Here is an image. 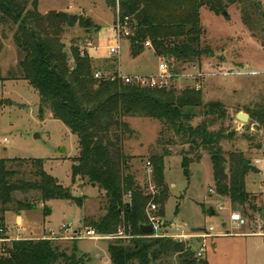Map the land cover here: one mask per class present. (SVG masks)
<instances>
[{"label": "trees", "instance_id": "16d2710c", "mask_svg": "<svg viewBox=\"0 0 264 264\" xmlns=\"http://www.w3.org/2000/svg\"><path fill=\"white\" fill-rule=\"evenodd\" d=\"M107 3L114 8L118 4L117 0ZM236 3L241 6L246 24L252 23L254 16L264 14L261 0H119V14L134 18V32L129 37L133 57H138L146 42H150L156 55L171 65L173 61L200 65L205 56L214 54L203 39L201 9L208 7L220 15ZM137 12L142 14L140 23L135 20ZM0 22L11 30L16 27L13 39L20 59L17 70H11L8 78L26 79L38 92L40 114L49 110L77 135L79 153L73 158V182L80 178L106 193V214L99 219H85L87 227L102 236L116 234L122 227L126 235H131L128 239L114 238L108 244L112 264H209L204 257L196 256L199 239L181 242L154 238L141 228L148 224L145 210L153 197L159 206L158 214L166 215L165 206L171 196L164 175L168 151L153 155L149 161L158 189L153 196L129 172L131 156L126 153L125 141L135 130L128 117L141 115L160 120L164 127L160 142L164 147L170 146L175 137L189 145L182 157L188 180L191 165L202 162L203 152H208L215 193L229 198L233 208L241 212L264 210V205L257 203L258 197L247 189L249 173L257 170L254 159L242 149L226 150L223 142L235 132H227L224 126L214 127L227 117L223 102L203 103L201 91L196 88L177 92L175 86L152 88L129 83L118 77L116 69L113 78H96L90 53L74 46L70 57L62 42L65 27L83 23L89 28L91 22L64 11L44 14L39 10V0H0ZM172 70L177 71L174 67ZM195 107H200L199 112L194 111ZM245 110L250 116L247 126L264 127V102ZM197 118L199 122L194 124ZM168 132L173 134L170 139L164 138ZM129 191L131 197L127 195ZM32 192L36 198L27 197ZM16 193L25 197L19 199ZM61 199L82 204L81 197H74L47 171L44 159L0 158V239L8 238V212L20 213L42 205L48 215L51 208L46 203ZM1 248L0 264H56L62 259L72 260L50 238H16L9 245L2 243Z\"/></svg>", "mask_w": 264, "mask_h": 264}, {"label": "rangeland", "instance_id": "374dc122", "mask_svg": "<svg viewBox=\"0 0 264 264\" xmlns=\"http://www.w3.org/2000/svg\"><path fill=\"white\" fill-rule=\"evenodd\" d=\"M41 8H60L66 13L79 15L83 20L90 19L89 28L83 23L65 27L62 42L71 57L74 46L88 51L91 41L94 45L90 48L94 67L104 73H113L116 69L124 74L154 75L159 71V62L165 61L156 55L153 47L146 45L139 57H133L129 37L119 41V53L110 51L111 45L118 44L114 31L118 5L116 8L109 6L106 0H42ZM261 10L264 12V0H261ZM226 11L227 15H218L208 7L201 9V23L205 28L203 39L212 47L214 54L205 56L200 65L173 61L172 65L169 64L170 69L173 71L174 67L177 71H173L175 76L170 85L175 86L177 92L199 89L203 103L223 102L228 110L227 117L214 127L224 126L227 132H235L232 138L224 140L225 149H242L253 160L264 156V127H249V122L237 120L236 115L247 113L246 108L253 109L264 102V14L254 16L252 23L246 24L238 3L230 5ZM98 24L100 32L97 31ZM8 27L0 22V158L44 159L47 171L74 197H81L82 204L78 200L48 201L46 204L51 208L48 215L44 214L42 205L24 210L22 215L27 229L23 231L18 227L17 215L9 213L5 222L8 238L0 239V254L2 243L9 245L16 238H50L60 252L72 257V260L62 259L56 264H74L73 261L78 264H112L108 244L114 238L75 239L70 231L62 229L63 224H71L75 230L83 229L87 227L85 219L94 220L105 215L107 196L98 185H91L86 180L78 178L73 182V158L79 153L77 135L62 120L55 119L49 110L40 114L38 92L26 79L8 78L11 70H17L20 59L13 39L16 27L14 30ZM199 110L200 107L194 109L195 112ZM128 121L135 130L125 141L126 153L131 156L129 172L148 193L152 194V188L156 187L153 164L149 166L148 162L153 155L168 151L164 158V175L171 193L165 206L167 221L179 223L180 217H184L187 222H200L196 225L200 229L212 224L216 232L238 233V236H217L207 240L204 258L209 264H264V237L254 235L262 230L257 218L259 215L264 218V210L258 213L249 209L244 213L234 209L231 202L221 201L215 196L208 152H203L202 162L191 165L192 175L188 180L182 157L189 150V145L175 137L170 146L164 147L160 142L164 129L160 120L140 115L128 117ZM197 122L198 118L194 124ZM172 137L173 134L168 132L164 138ZM4 138H8V142H4ZM247 189L258 197L257 203L264 205V170L257 174L249 173ZM16 197L22 199L25 196L16 193ZM27 197L37 196L32 192ZM213 211L216 214L213 215ZM235 213H241L245 219L240 230H234L230 225V218ZM199 246L196 243V247Z\"/></svg>", "mask_w": 264, "mask_h": 264}, {"label": "built area", "instance_id": "2783aa9c", "mask_svg": "<svg viewBox=\"0 0 264 264\" xmlns=\"http://www.w3.org/2000/svg\"><path fill=\"white\" fill-rule=\"evenodd\" d=\"M117 2H118L117 5H118V14H119V0H117ZM133 24H134V18L132 16L123 17L121 16V14L118 15L117 22L114 26V31H116V37L118 39V44L110 46V51L113 54L119 53L121 49L119 45V41L122 38L130 37L133 34L134 32ZM88 44H89L88 49L91 47L92 48L94 47L91 41H89ZM146 46L153 47L151 46L150 42H146ZM84 51H87L86 48ZM159 63H160L159 71L154 75H141V74L131 75V74L121 73V71L118 70V77H120L122 80H125L126 82L137 83L139 85L141 84L142 86H146V87H152V88L167 87L168 88L172 86L170 85V83L172 81V77L175 76V73L171 71L170 65L168 62L161 60ZM111 75L112 73L107 74V73H104L102 70H97L95 72L96 78H106V77L109 78L111 77ZM4 142H8V138H4ZM148 165L149 166L152 165L151 162H148ZM253 165L256 167V169L263 171L264 170V156L254 158ZM152 190H153L152 194L156 195L158 189L156 187H153ZM210 190L213 191V189H210ZM127 195L131 197L132 196L131 191H129ZM158 209H159L158 204L154 202L153 200L149 202L145 210L147 211L148 224H150L151 227H153V232L151 233L150 236L154 238L166 237V238H171L175 241L178 240L181 242H188V241H192L193 239H199L201 245L196 251V256L198 258L205 257L207 253V249H208L207 240H209L211 237L226 236V235L236 236L238 234L235 232L233 233L216 232V228L212 224H209V226H207L204 230L195 231V230H192L186 224L177 223V222L176 223L168 222L164 216L158 214ZM221 209L223 208L221 207ZM244 221L245 219L241 213H235L230 218V225L232 229L240 230L243 226L242 224L244 223ZM257 223L259 224L262 230L259 231V233H256L254 235H258V236L260 235L264 237V229H263L264 228V218L261 215H259V217L257 218ZM224 228H226V225L224 226ZM62 229L66 231H70L72 233L71 237L75 239L82 238V237L93 239V240L102 239V238H107V239L126 238L128 239V237H131V235L125 234V230L123 228H121L118 231V233L111 234L109 236H102L97 232L96 229H93L91 227H85L83 229L75 230L71 228V224H63Z\"/></svg>", "mask_w": 264, "mask_h": 264}, {"label": "crops", "instance_id": "0c3cea01", "mask_svg": "<svg viewBox=\"0 0 264 264\" xmlns=\"http://www.w3.org/2000/svg\"><path fill=\"white\" fill-rule=\"evenodd\" d=\"M106 1H107V0H106ZM41 3H42V0H39V10H40L42 13H44V14H45V13H48V12H50V11H55V10H56V11H63V10L60 9V8H55V9H45V10H42V8H41ZM98 25H99V24H98ZM97 28H99V29H97V31L100 32V31H99V30H100V25H99ZM87 52L90 53V55L94 57V55H93V54L91 53V51H90V48L88 49ZM138 57H139V56H138ZM121 73H122V72H121ZM131 75H132V74H131ZM238 114H239V113H238ZM238 114H237V115H238ZM237 115H236V119H237ZM237 120H238V119H237ZM249 121H250V120H249ZM249 121H248V122H249ZM257 125H258V124L253 125V126H255V127H257L258 129H260V126L258 125V126H259V127H258ZM196 164H199V163H196ZM257 170H259V169H257ZM257 170L255 171V174L261 172L260 170H259V171H257ZM191 172H192V170H191ZM175 184H176V183H174L173 185H175ZM170 194H171V193H170ZM215 196L220 197V200H221V201H224V202H225V200H226V201L230 202L229 198H227V197L224 198V197L219 196L218 194L215 195ZM221 201H220V202H221ZM220 202H219V203H220ZM217 203H218V201L216 202V204H217ZM217 205H218V204H217ZM9 213L12 214L13 211L8 212V213L6 214L7 217H8V214H9ZM14 213H15V212H14ZM15 214L17 215V224L19 225V226H18L19 229H21L22 231H23V230H26L27 228L25 227V219H24V216L22 215V212H20V213H15ZM214 214H216V213L213 211V215H214ZM165 216H166V215H165ZM165 216H164V217H165ZM7 217H6V219H7ZM165 218L167 219V217H165ZM180 219H181V221H180L179 223L186 224V225L189 226L192 230H195V231H201V230H204V229L207 227V226H206L204 229H202V228L200 229V228H197L198 226H196V225H198V223H200V222H198V223H197L196 221H193V222H187V220H185L184 217H180ZM169 220H170V219H169ZM203 220H204V216H203ZM171 222H172V223H175V222L172 221V220H171ZM204 222H205V221H204ZM205 224H206V223H205ZM222 225H224V223H223ZM224 226H225V225H224ZM246 235H248V234H246ZM246 235H243V236H246ZM237 236H238V235H237ZM243 236H242V237H243ZM26 238H28V237H26ZM212 238H213V237H212Z\"/></svg>", "mask_w": 264, "mask_h": 264}, {"label": "water", "instance_id": "95a60500", "mask_svg": "<svg viewBox=\"0 0 264 264\" xmlns=\"http://www.w3.org/2000/svg\"><path fill=\"white\" fill-rule=\"evenodd\" d=\"M223 14L227 15L228 11H224ZM141 18H142V14L140 12H137V15L135 16V20L137 21V23L141 22ZM87 23H90V19L89 18L87 19ZM237 119L242 121L243 123H247L250 120V116H249V114H247L245 112H239V114L237 115ZM36 137H39V135L37 134ZM257 171H259V170H257ZM141 228L145 232H148V233H152L153 232V227H151L150 224H144V225L141 226Z\"/></svg>", "mask_w": 264, "mask_h": 264}]
</instances>
